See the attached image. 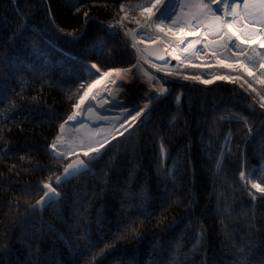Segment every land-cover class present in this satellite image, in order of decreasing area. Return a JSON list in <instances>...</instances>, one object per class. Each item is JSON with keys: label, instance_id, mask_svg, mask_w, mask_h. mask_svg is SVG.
<instances>
[{"label": "trees", "instance_id": "1", "mask_svg": "<svg viewBox=\"0 0 264 264\" xmlns=\"http://www.w3.org/2000/svg\"><path fill=\"white\" fill-rule=\"evenodd\" d=\"M145 1L0 0V264H264V193L241 179L264 178V85L157 72L168 93L54 184L74 157L49 145L93 80L135 62L124 27ZM42 182L61 197L33 211Z\"/></svg>", "mask_w": 264, "mask_h": 264}, {"label": "rangeland", "instance_id": "2", "mask_svg": "<svg viewBox=\"0 0 264 264\" xmlns=\"http://www.w3.org/2000/svg\"><path fill=\"white\" fill-rule=\"evenodd\" d=\"M199 2L200 0H162L157 8H152L151 5L156 4L157 0H146L142 5L139 6L141 9L148 8L149 12L154 13V15L151 17L153 21H155L156 17L159 16L161 12L170 14L174 10L180 17L177 25H171V23L167 20L165 21V25L171 27L173 31L182 27L185 33L190 31L199 33L198 35L185 36L183 44L179 42V45H177L171 42L170 38H175L172 33L167 31H157L154 26L151 28L141 27L140 25L144 24L148 13H145L144 16H141L140 14L136 16V26L134 28L124 27L126 31L132 30L136 36V39L134 40L132 35H130L132 44H136V47L134 48L136 51V59L131 65L133 67L131 71L132 81L129 78L127 81L132 83L134 85V89H137L138 92H142V95L145 94V98L142 97L133 101L132 107L129 109H138L142 107L151 96L156 94L160 87H164L167 89V91L163 95L158 96L157 99L149 106V108L154 105V103L161 97L168 93L169 88L162 83L159 76L157 75V72L165 74L181 72L183 74H187L188 76H199L201 80L211 81L222 80L216 79L218 76L229 77V79H223L227 81H231V77H239V79L243 80L252 87L264 85L261 83V80H264V75H262V73H264V69H260L258 67L259 62L264 61V49L259 48L258 44L252 45L251 47L247 45H241L240 48H235L233 47L232 41H229L227 37H225L224 40L220 39L221 35L227 31V28L224 26L222 21H216L213 19V13H215L217 16L223 17V20L230 22L233 18L231 16H225L224 13L225 11L230 10V8L227 6L232 4V0H216L215 3L213 0H203V3L210 6L212 12H209L208 9H200L196 7L195 5ZM237 2H239V0H237ZM217 9H219V11H217ZM239 11H243L242 5ZM137 21H139V23H137ZM256 26L257 28L260 27L258 22ZM236 27H242V23L238 21ZM229 35L231 34L229 33ZM157 41L162 42V44L167 48L170 57L176 60L174 64H170V62L158 63L143 54L141 50L144 46ZM197 41L199 42L197 43ZM188 43H192L193 47L189 48L187 52L182 54L181 51L187 47ZM235 43L238 44L239 42L235 41ZM225 44L228 45L227 48L223 47ZM240 49H244L249 56L253 57L251 61H248L246 57H239L240 59L245 60V63H247L252 69L253 75H249L247 72H244L236 67H221L219 64L218 61H223L227 64H233L237 59L236 56H233V52H239ZM213 53H215V55H213ZM177 57H179V59H177ZM188 64L201 65V67H188L186 66ZM131 66L126 68H114L109 71H114L116 69L124 70L130 68ZM126 74H128V72H126ZM102 76L103 73L96 79H100L101 81ZM145 76L152 80V82H149V86H143L140 83V77L143 78ZM143 80L147 81L146 77L142 79V81ZM97 86L98 85H96V87ZM89 94H91V91L88 93V95ZM88 95L84 96V93L82 94V96H84V100L81 104V107L85 106V104L88 102ZM108 96L111 98V100L116 99V97L113 98L109 94L107 97ZM261 103H264V100H261ZM79 110L80 109H75L74 111ZM132 114L134 115L135 111H133ZM126 116H128L127 113H125L122 117L119 115L110 117L109 123L112 125L109 124V128H111L105 130L106 134L104 136L96 134L97 139L93 142L85 138V131H87L88 122L85 119L77 121V118H75V120L69 121L65 125L63 132L64 142L57 145V150L65 152V156H73L75 158L76 156L80 155L84 158H88L85 157L83 153L84 151L88 150L89 144L98 146L97 142H103L105 138H107V141L109 142L112 139L113 134L115 136L119 135V133L116 132V129H119V132H126L123 128H120V124L124 121ZM140 117H138L137 120ZM128 118L130 119V117ZM135 122H133L132 125ZM106 123L107 120H102L99 126H102ZM125 127L127 128L128 125L125 124ZM91 154L94 153H90V155ZM243 173H245V182H248L250 185V192H258L256 189L251 187V184L260 182L250 180L247 173ZM261 187H263L262 184Z\"/></svg>", "mask_w": 264, "mask_h": 264}, {"label": "snow or ice", "instance_id": "3", "mask_svg": "<svg viewBox=\"0 0 264 264\" xmlns=\"http://www.w3.org/2000/svg\"><path fill=\"white\" fill-rule=\"evenodd\" d=\"M162 2V0H157L156 4L151 5L152 8H157L158 5ZM215 3L216 0H213ZM241 5L243 7V11H239L241 9ZM196 7L200 9H208L209 12H212V9L208 4L203 3V0H200L198 4L195 5ZM230 8V10L225 11V16H231L233 19L229 21L223 20V17L215 15L213 13V19L216 21H222L224 26L227 28V31L224 32L220 39L224 40L225 37L228 38L229 41H232L233 47L235 48H240L241 45H247L251 47L252 45H259V48L264 49V0H232V4L227 6ZM121 11H125V5L121 4L120 6ZM219 11V9H217ZM145 13H148L144 24H141L140 26L143 28H151L155 27L157 31L164 32L167 31L169 33H172V35L175 37L176 40H178L181 44L184 43V37L185 36H191V35H198V32L195 31H190L185 33L183 28H177L175 31L171 27H168L165 25V21H169L171 25H177L180 17L179 15L173 10L170 14L166 12H161L159 16L156 17L155 21L151 19L152 15L154 13L149 12L148 8H142L140 15L144 16ZM87 15V13H85ZM127 13L125 12V16L122 17L120 20L117 21V24L115 26H120L123 27V21L127 19ZM242 23V27H236L238 21ZM257 22L259 23L260 27L257 28L256 24ZM139 23V21H137ZM112 26V25H110ZM113 26V27H115ZM229 33L231 35H229ZM126 35H132L133 39H136L135 33L132 32V30H127ZM234 38V41H233ZM235 41H238L239 43H235ZM199 41H197L198 43ZM227 44L223 45V47L227 48ZM132 47H136V44H133ZM193 44L188 43L187 47H185L183 50L185 52L188 51L189 48H192ZM151 54V53H150ZM215 55V53H213ZM233 56H236L237 59L233 64H227L224 63L223 61H218L221 67H236L239 68L240 70L247 72L249 75H253L252 69L248 66L247 63H245V60L240 59L239 57H246L248 61H251L253 59L252 56H249L248 53L244 49H240L239 52H233ZM160 59H163V57H159ZM179 59V57H177ZM188 67H201V65H193V64H188L186 65ZM258 67L260 69H264V61L259 62ZM91 68L96 69L97 72L100 71V69L97 67L96 64H92ZM131 69H116L114 71H108L103 73V76L101 79L105 77H112L113 74L117 78H121L123 73L129 72ZM264 75V73H262ZM185 79H193V80H200L201 83L204 84H210L213 81L211 80H201L199 76H185ZM216 79H229V77H224V76H218ZM239 79V77H231V82H236ZM100 83V79H95L91 84L87 86V88L84 91V96H87L88 93L96 87ZM112 84L116 83V80L113 79L111 80ZM261 83L264 84V80H261ZM81 87H84L81 85ZM243 87V85H241ZM251 87V85H249ZM255 91V89H252ZM109 94H111V90L108 89ZM167 89L160 87L156 94L151 96L147 102L143 104L142 107L138 109H129L125 107L123 111L128 114V116L125 117L124 121L120 124V128H123L124 131H128V128L132 126V123L137 120L138 117H140L148 108L149 106L157 99L158 96L163 95ZM84 96L80 97V102L76 103L74 105L75 109H80L81 104L83 103ZM94 98V97H93ZM179 97H177V103H179ZM261 99L264 100V96H261ZM261 108H264V103L260 104ZM91 111V109H89ZM135 111V114L133 115L132 112ZM79 115L78 111H74L71 115L67 117V119L64 121V123H61L59 125V130L60 134L57 135V137L54 139V141L49 145V147L53 150L54 154L56 157H64L66 155L65 152H61L57 150V145L61 144L64 142V137H63V132L65 129V125L69 121L75 120V118ZM130 117V119L128 118ZM105 117H101V119H104ZM243 119V118H241ZM247 123V121H245ZM125 124L128 125V127H125ZM116 132L119 133V135H123V132H119V129H116ZM112 138L115 139L116 136L113 134ZM98 146H95L93 144H89L88 150L84 151L83 155L85 157H88L90 153H96L99 154L101 149L105 147V144L108 143L107 138L103 142H97ZM161 151L163 152V145H161ZM95 157H93L94 159ZM21 159H24V157H21ZM86 167V162L84 160H77L73 161L72 163L67 164L63 168V172L60 175L56 176V184L57 187L65 182L67 179L70 177L76 175L80 169ZM51 179V178H49ZM241 179H245V173H241ZM261 183H264V178H261ZM261 183H252L251 187L256 189L260 193H264V187H261ZM57 187H53L51 183L49 182H42V189H46V191L43 192V195L40 197L39 200L36 201L34 205H31L30 207L33 209V211H36L44 206H47L48 204L54 202L60 195V193L57 191ZM253 199L255 197L253 196ZM203 237V232L199 234L197 241L198 243Z\"/></svg>", "mask_w": 264, "mask_h": 264}, {"label": "bare ground", "instance_id": "4", "mask_svg": "<svg viewBox=\"0 0 264 264\" xmlns=\"http://www.w3.org/2000/svg\"><path fill=\"white\" fill-rule=\"evenodd\" d=\"M170 39L171 42L179 45L178 40H176L175 38ZM181 53L183 54L185 53V51L182 50ZM132 68L133 67L131 66L128 69ZM128 78L129 76L126 73H123L121 78H117L115 74H113L112 77L103 78L98 86L91 90V94L88 95V102L85 104V106L80 108V110L78 111L79 115L76 117L77 121L85 119L88 122V127H84H87V131H85V138L89 141H95L97 139L96 134H99L101 136H104L106 134L105 130L111 128H109V124H111L109 123L110 117L114 115H119L120 117H122L125 114V112L123 111L125 107L130 108L132 107L133 101L142 97L145 98V94L142 95V92H138L137 89H134V85L127 81ZM113 79L116 80L115 84L111 83V80ZM108 89L111 90V94H109ZM108 94L113 98L116 97V99L111 100L109 96L107 97ZM89 109H91V111H89ZM101 117L105 118L101 119ZM102 120H107L108 124L106 123L102 126H99Z\"/></svg>", "mask_w": 264, "mask_h": 264}, {"label": "water", "instance_id": "5", "mask_svg": "<svg viewBox=\"0 0 264 264\" xmlns=\"http://www.w3.org/2000/svg\"><path fill=\"white\" fill-rule=\"evenodd\" d=\"M141 51L143 52L144 55H146L147 57H149L150 59H152V60H154V61H156V62H158V63H166V62H170V64H174L175 61H176L175 59H173V58L170 57V55H169V53H168V51H167V48H166V47L162 44V42H160V41L152 42V43L147 44L146 46H144V47L142 48ZM150 53H151V54H150ZM161 56L163 57V59H160V58H159V57H161ZM104 149H105V147L101 149V151H100L99 154H101L102 151H103ZM78 159H79V160H84V161L86 162V167L80 169L79 172H78L76 175L70 177L69 179H71V178H73V177H76V176L79 175L80 173H82V172L88 170V168H89L86 159H85L83 156H80V155H79V156H76L75 158H73L69 163H72L73 161H77ZM69 163H68V164H69ZM62 172H63V171H62ZM62 172H61V173H62ZM59 175H60V174H59ZM49 183H50V182H49ZM244 183L246 184L245 181H244ZM51 184H52V183H51ZM54 184L57 185V184H56V180L54 181ZM54 184H52L53 187H55ZM41 187H42V184H41ZM43 191H46V189H43ZM57 191H58V190H57ZM58 192H59V191H58ZM59 193H60V192H59ZM253 196L255 197L254 200H257V197L255 196V194L252 193V192H250V193H249V197L253 198ZM60 197H61V193H60L59 197H58L56 200H58ZM39 199H40V198H39ZM39 199H38V200H39ZM35 203H36V202H34L32 205H34ZM44 207H46V206H44ZM44 207L40 208V210L43 209Z\"/></svg>", "mask_w": 264, "mask_h": 264}]
</instances>
